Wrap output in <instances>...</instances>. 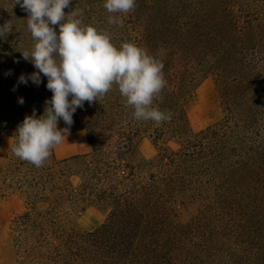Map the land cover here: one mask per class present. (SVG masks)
Listing matches in <instances>:
<instances>
[{"label": "rangeland", "instance_id": "1", "mask_svg": "<svg viewBox=\"0 0 264 264\" xmlns=\"http://www.w3.org/2000/svg\"><path fill=\"white\" fill-rule=\"evenodd\" d=\"M103 4L71 0L65 13L85 11L84 24L110 32L117 46L134 42L161 60L168 84L154 106L172 119L137 121L115 87L85 102L41 167L51 176L28 199L30 163L12 152L20 122L13 116L43 115L52 93L43 74L38 86L18 84L37 71L21 53L33 44L28 14L15 0H0V25H13L0 39V264H75L77 256L99 264L91 234L129 203L143 217L138 244L155 243L173 264H264V0H136L123 26L108 23ZM228 111L254 142L239 155L260 169L252 193L234 187L232 170L245 169L228 153L219 166L214 155L179 157L186 141ZM65 127L61 119L58 128ZM26 213L30 222H20Z\"/></svg>", "mask_w": 264, "mask_h": 264}, {"label": "clouds", "instance_id": "2", "mask_svg": "<svg viewBox=\"0 0 264 264\" xmlns=\"http://www.w3.org/2000/svg\"><path fill=\"white\" fill-rule=\"evenodd\" d=\"M16 4L28 14L27 29L33 40L30 49L21 53L37 70L28 77L21 74L18 84L31 80L38 86L43 74L52 93L43 115L37 117L33 110L18 125L12 146L17 158L43 167L67 137L77 108L97 102L114 87L137 121H171L169 110L154 106L168 84L161 60L134 42L117 46L110 32L84 24L82 10L66 14L71 0H15ZM103 7L112 14L109 24L123 26L122 17L135 10L136 0H104ZM12 31V23L6 21L0 25V39ZM18 102L23 104V98ZM61 119L68 127L58 128Z\"/></svg>", "mask_w": 264, "mask_h": 264}, {"label": "trees", "instance_id": "3", "mask_svg": "<svg viewBox=\"0 0 264 264\" xmlns=\"http://www.w3.org/2000/svg\"><path fill=\"white\" fill-rule=\"evenodd\" d=\"M68 8L64 9V11L67 12ZM83 13L85 14V11ZM3 115V108L0 103V123L5 122L2 121ZM13 118L17 119V122L20 121L18 123L20 124L25 116H22L21 113H14ZM71 130L75 131L74 128H71ZM247 133L248 131L244 129V125L240 121H237L231 111H228V114L220 122L200 131L196 135L195 142L186 141L182 145L179 157H189L199 161L214 155L218 166L221 164L220 160L227 153L241 160L239 155L250 152L251 148L249 149L248 145L254 144ZM90 146H92L91 143ZM215 149H218L216 154L214 153ZM171 155L173 159L170 162L173 164L178 155L176 153H171ZM158 158L162 161L163 156L158 155ZM240 160L238 163H234V165L236 167L242 166L245 170H240L243 174L237 172L239 170H232L236 175L235 179L239 180V182L234 181L233 185L234 187L238 185L236 188L244 189L245 192L252 193L255 187L262 184L258 175L255 173V170L260 171V169L254 163L249 166L243 165ZM29 165L27 175L30 177V183L27 186L31 191L28 199L31 198L34 200L36 197L33 196L34 198H32V195L37 194L39 187H41L40 182H42V177H44V174L50 177L51 170L49 168H37L32 164ZM129 204L126 209L127 212L125 211L126 213L123 211L112 214L106 226H102L101 229L91 234L89 245L99 255V259H97L99 264H173L167 253L161 251V247L155 245V243L150 242V244L144 245L140 242L138 244L137 236L139 235L140 228L143 226V217L137 208L131 206V203ZM18 219L20 222H30V215L26 213ZM117 224L119 225V230H116L113 236L112 234H108L107 230H109V227ZM107 235L110 237L107 238ZM73 263L88 264L84 261V258L78 256L73 259Z\"/></svg>", "mask_w": 264, "mask_h": 264}]
</instances>
